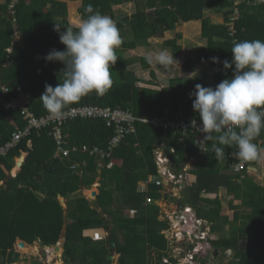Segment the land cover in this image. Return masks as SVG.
<instances>
[{"label":"trees","instance_id":"trees-1","mask_svg":"<svg viewBox=\"0 0 264 264\" xmlns=\"http://www.w3.org/2000/svg\"><path fill=\"white\" fill-rule=\"evenodd\" d=\"M5 0L0 2V145L9 140L13 131L25 126L26 120L18 109H6L13 90L22 85L31 94L28 107L37 116L47 114L39 100L45 84L55 87L61 82L60 62H46L51 50L63 51L54 24L76 28L88 4L94 11L112 18L117 25L122 44L111 66L113 84L104 95L91 93L71 106L100 105L129 108L140 118L152 119L164 111L171 116L182 114L186 119L197 118L190 93L196 84L215 87L223 79L231 78L233 69H223L222 62L231 60L234 42L260 39L264 41V0ZM133 2L132 14L115 16L114 5ZM10 6V9L9 7ZM212 7L222 12L223 22L213 23L204 18L203 11ZM238 18L228 23L234 10ZM9 11L12 14L9 15ZM201 19L204 46L193 49V56L182 62V71L191 76H171L167 86H161L150 70V79L138 78L127 70L134 63L143 69L150 64L142 56H126L127 50L147 46L152 37H163L174 31L177 24ZM22 37V45L13 42L14 32ZM61 32L64 28L61 27ZM180 32L165 39L163 46L176 58L182 52L178 40ZM218 59V63L213 62ZM7 63V64H6ZM196 65L217 68L213 86L207 84V73H195ZM234 68V66H233ZM3 86L9 87L4 93ZM114 129L102 119L75 118L63 126L65 146L78 147L68 156L56 155V142L51 125L32 130L21 138L5 156L0 158V264L20 260L16 241L27 244L38 241L42 246L55 245L64 237L63 264H106L110 253L108 239L85 235L88 229L109 230L115 237L118 264H164L161 257L168 241L162 230L169 225L161 220L160 184L149 183L140 193L138 185L156 173L153 150L161 137L175 149L178 161L194 158L187 171L186 195L183 199L195 210V215L211 223L213 239L210 246L222 251L232 249L234 258L228 264H264V185L247 173L246 166H256L259 159L244 162L245 168L234 172L238 159L233 148L225 149V159L216 160L209 150L201 151L198 141L204 133L199 129L161 130L150 123L137 122L136 132L127 135L107 160L110 168L98 172V158L82 151L83 146L105 148ZM264 149V129L253 141ZM210 149L211 142L207 145ZM261 157V154H260ZM17 161L20 165H17ZM75 165V168L71 166ZM13 167L16 172L12 174ZM98 181L95 199L87 194L70 196L89 188ZM221 188L230 196L235 210L230 219L222 213ZM64 197L65 209L57 197ZM93 199V200H92ZM136 201H135V200ZM146 199L149 201L147 202ZM140 202V203H135ZM142 202V203H141ZM233 202L239 205L233 206ZM137 209L134 216L131 208ZM106 224L109 229H106ZM63 234V235H62ZM255 240L249 247H241L240 240ZM23 247H28L24 245ZM48 257V256H47Z\"/></svg>","mask_w":264,"mask_h":264},{"label":"clouds","instance_id":"clouds-1","mask_svg":"<svg viewBox=\"0 0 264 264\" xmlns=\"http://www.w3.org/2000/svg\"><path fill=\"white\" fill-rule=\"evenodd\" d=\"M85 12L90 15L82 18L75 29L54 24L53 30L58 33L59 42L65 49H53L44 57L46 62L63 64L59 72L61 82L55 87L45 84L39 98L53 118L63 115L65 109L84 96L91 93L104 95L113 84L110 69L118 58L116 49L122 44L116 22L98 10L94 11L91 4L85 7ZM231 53V60L222 62L224 70L233 69L231 78L223 79L214 88L196 84L189 94L190 98L194 97L192 108L198 113L200 125L197 126L195 120L191 123L192 127L204 133L203 139L197 142L198 146L203 145L199 146L201 151L206 153L210 150L216 160L225 159L226 148H234L232 156L243 162L255 161L264 152L253 142L264 129V41L234 42ZM145 59L147 63L155 62L166 70L174 61L177 62L173 54L169 55L164 50L148 54ZM213 62L219 61L213 58ZM209 142L210 149L207 147ZM250 167L255 166H246L247 173ZM18 248L21 247L17 245Z\"/></svg>","mask_w":264,"mask_h":264},{"label":"built area","instance_id":"built-area-1","mask_svg":"<svg viewBox=\"0 0 264 264\" xmlns=\"http://www.w3.org/2000/svg\"><path fill=\"white\" fill-rule=\"evenodd\" d=\"M238 3L239 0H236L235 5ZM237 16L238 10L235 9L228 23L231 31H233V20L237 19ZM2 90L4 93L10 91L7 86L2 87ZM13 92L15 93L9 97L6 108L8 110L18 109L20 115L26 120V124L21 128H17L12 133L11 138L0 145V158L5 156L21 138L30 134L32 130H40L50 125L57 146L56 155L68 156L71 152H77L79 149L75 145L65 146L67 136L63 131L64 124L75 118H94L102 119L108 126L112 127L114 129L113 135L105 148L96 145L93 147L83 146L82 151L97 156L98 167L100 165L110 168L113 166V162L107 160L111 157L113 150L127 135L136 132V123L139 121L150 123L154 128L164 131L180 130L186 132L187 130L197 129L195 126L192 127L191 122L193 120L197 122V126L200 125L199 119H186L181 113L171 116L170 113L164 111L161 116L146 119L135 116L129 108H111L93 104L70 106L64 110L63 115L56 118L50 116L49 113L37 116L28 107V102L31 99L30 92L25 91L22 85H18ZM174 153L175 149L173 147L167 148L164 141L159 142L153 150L156 173L149 175L144 182V190L148 189L149 183L162 186V198L155 200L153 203L156 204L161 199L165 201L163 204L165 206L166 203L175 202L170 210L172 211L171 214L167 216L168 219L162 217L169 226L162 230L168 244L161 261L164 264H228L234 258L233 251L231 249L217 250L214 246H210L209 241L213 239L211 223L198 218L195 215V210L183 201L186 195L187 171L194 158L178 161ZM71 167L75 168V165ZM244 167V162L239 160L234 166V171L240 172ZM92 186L98 187L99 184L95 182ZM146 201L149 202L147 199ZM136 212L135 208L130 210L131 215H135ZM45 250L48 249L45 248Z\"/></svg>","mask_w":264,"mask_h":264},{"label":"rangeland","instance_id":"rangeland-1","mask_svg":"<svg viewBox=\"0 0 264 264\" xmlns=\"http://www.w3.org/2000/svg\"><path fill=\"white\" fill-rule=\"evenodd\" d=\"M4 1L5 0H0L1 3ZM112 10L115 13V16L119 17V16H125V15L130 16L132 14V12L136 9H135L134 3H124V4H121L118 6H114ZM222 14H223L222 12H217L214 8L208 6V7H206V9L204 10L202 15L204 16V18L205 17L210 18L211 22H213V23H219V22L222 23L223 22ZM216 17H219V18L217 19ZM200 25H201V20H200L198 25H196V24H185L184 25V24L179 23L178 24L179 27L175 28L174 31H168L170 33L171 37H169L167 35L168 33L164 34L163 37H152L148 40L147 46H145V47L138 46L136 48V50L133 49V50L126 51L124 53L127 56H133V55H135V56H138V55L146 56L148 54H155L161 50H164V51H167V53L169 55H172L171 51L169 49H166L163 46V41L165 39H169V38L174 37L175 33L180 32L182 35V38L178 40V43L182 47V52L179 56L174 58L177 62L174 61L169 69L166 70L163 67L158 66L155 62H153L152 64H150V68L147 70L143 69L142 66L140 65V63L136 64L137 68H136V65L133 64L134 66H131V65L129 66V67H133V68L128 69V67H127V70L130 71L131 73H133L134 75H135V73H137V75L139 77H144L146 79L150 77V70H153L155 72V74L158 73V74H156V80H157L158 84L161 86H167L168 85V78H170L171 76H181V77L186 76L187 74L185 72H183L181 69L182 68V62L180 61V59H182V61H183L186 58L192 57L193 56L192 52H193L194 47L204 46L206 44V38H203L201 36V32L199 31ZM185 33H186V36L184 35ZM15 42H17V44L19 46L22 45L21 35L16 33ZM140 50L145 51V52H143L144 54H142V52H140ZM202 69H204V70H202ZM208 69L209 68L206 66H200L199 69L196 70V67H195V73H207ZM210 71H212V69H210ZM157 75H159L158 76L159 78L157 77ZM208 81H210V78ZM207 84L209 85V82H207ZM98 168H99L98 169V172H99V170L102 169L103 166L99 165ZM248 173L251 176H253V178L255 179L256 182H258L261 185H264V152L261 153V157H260L258 165H256L255 167H250ZM144 182L145 181H142L141 183H139L138 191L140 193L146 192L148 190V189L144 190L145 189V186L143 184ZM83 193L87 194L90 197H92L93 199H95L94 197L96 195V190L94 189V187L92 185L89 188L83 189V192L74 193L70 197L75 198V197H78L79 195H81ZM162 196H163V194H162ZM162 196H161V198H162ZM219 196L221 197V200H222V206H221L222 213L225 215H228L229 218L231 219L232 213L235 210V208L234 207L232 208V206H230V204H229L230 196H228L226 194V190L224 188L220 189ZM159 199H157V200H159ZM64 203H65V206H63V207L65 208L66 202L64 201ZM135 203H140V202H135ZM164 203H165V201H163V199H161L160 201H157V203H156V205L160 206V210H161L160 214L161 215H159V218L161 220H163L162 217L167 218V216H169L171 214L172 211H170V210L173 208L172 205L175 204V202H171L170 204L166 203V206H165V205H163ZM232 205L233 206L239 205V202H233ZM134 208L135 209L136 208L141 209L142 206L139 205L138 207H134ZM164 212H165V214H164ZM88 233H89V235H91L95 239H98V238L104 239L108 235V232H106L102 228L99 229V232H96V230H91V231H88ZM63 242H64V237L61 236V238L59 239V241L57 243L60 246V248L56 252L54 251L53 247L47 248L48 250L46 251L45 249L44 250L40 249L39 245L37 246V244H34V243L28 247H21L20 249L18 248L20 255H21L20 260H19V262L13 263V264H43V262L45 264L48 261H50V262L51 261H60L61 255L63 252ZM46 253H48L50 255H48V257H47ZM39 259H41V261H39ZM46 264H48V263H46Z\"/></svg>","mask_w":264,"mask_h":264},{"label":"crops","instance_id":"crops-1","mask_svg":"<svg viewBox=\"0 0 264 264\" xmlns=\"http://www.w3.org/2000/svg\"><path fill=\"white\" fill-rule=\"evenodd\" d=\"M114 6H118V5H114ZM206 9V8H205ZM204 9V10H205ZM204 12V11H203ZM217 19L219 18V17H216ZM210 19V18H209ZM200 20L201 19H195V20H191V21H188V22H181V24H196V25H198L199 24V22H200ZM211 20V19H210ZM224 20V19H223ZM220 23V22H219ZM179 24V23H178ZM178 24H177V26H176V28L177 27H179L178 26ZM199 31L201 32V25H200V27H199ZM168 33V34H167ZM165 34H167L169 37H171V35H170V33L169 32H166ZM185 36H186V33L184 34ZM140 47H142V46H140ZM145 47V46H144ZM140 49V48H139ZM134 50H136V49H134ZM127 51H129V50H127ZM140 52H142V54H144L143 52H145V51H143V50H140ZM125 55V54H124ZM127 56V55H126ZM138 56H142V55H138ZM142 57H146V56H142ZM180 61L181 62H183L182 61V59H180ZM137 63H134V65H136ZM133 64H131V66H134ZM130 66V65H129ZM128 66V69H132L133 67H129ZM200 66H203V65H196V70H198L199 69V67ZM206 67H208V66H206ZM135 68V67H134ZM136 68H137V65H136ZM154 68V67H153ZM209 69L207 70V82H209V86H213V84H214V81H213V73L217 70V68H210V67H208ZM210 69H212V71H210ZM155 70V69H154ZM202 70H204V69H202ZM156 71V70H155ZM135 73V72H134ZM186 73V72H185ZM184 73V74H185ZM212 73V74H211ZM156 74H158V73H156ZM187 75L186 76H191L192 75V73H186ZM135 75L138 77V78H142V79H146V78H144V77H139L138 75H137V73H135ZM159 75H157V77H158ZM150 78V77H149ZM149 78H147V79H149ZM159 78V77H158ZM209 78H210V81H208L209 80ZM168 80H169V78H168ZM16 167H13V171L11 172L12 174H14L15 172H16ZM98 183V182H97ZM3 184V182L1 181L0 182V185H2ZM94 184V183H93ZM92 184V185H93ZM144 184V183H143ZM142 184V185H143ZM145 186V185H144ZM94 187V189L96 190V193H97V187L96 186H93ZM138 187H139V185H138ZM83 192V191H82ZM57 200H59V202H60V204L62 205V207L63 206H65V203H64V197H60V196H58L57 197ZM62 200V201H61ZM63 203V204H62ZM171 202H169V204H170ZM169 206V205H168ZM64 208V207H63ZM65 209V208H64ZM131 215V214H130ZM131 216H134V215H131ZM99 229L100 228H98L97 229V231L96 232H99ZM91 230H94V229H88V230H85L84 231V233H85V235H87V236H91V235H89V233H88V231H91ZM34 244H37V246L39 245V248L40 249H45V248H47V247H45V246H42L38 241H35V242H33ZM58 243V242H57ZM56 243V244H57ZM55 244V245H56ZM26 245L27 246H30V244H27L26 243ZM32 245V244H31ZM55 245H52L51 247H54ZM246 245V244H245ZM246 246H249V245H246ZM21 256V255H20ZM39 261H41V259H39ZM61 262H62V258H61V260H60ZM19 262V261H18ZM43 262V261H42ZM17 263V262H16ZM116 263L118 264V262L116 261ZM43 264H44V262H43ZM46 264V263H45Z\"/></svg>","mask_w":264,"mask_h":264},{"label":"water","instance_id":"water-1","mask_svg":"<svg viewBox=\"0 0 264 264\" xmlns=\"http://www.w3.org/2000/svg\"><path fill=\"white\" fill-rule=\"evenodd\" d=\"M160 139V138H159ZM170 145H168L169 147ZM17 165H20L19 162L17 161ZM106 229H109V225L106 224ZM107 239H108V247H109V251L110 253L107 255V260H106V264H116V254H115V249H116V240H115V237L114 235L109 232L108 235H107ZM17 245L19 247H23L24 245H26V243L23 241V240H18L17 241ZM54 248H57L58 249V246L56 245ZM244 248V247H243ZM48 264H63L61 261H48L47 262Z\"/></svg>","mask_w":264,"mask_h":264},{"label":"flooded vegetation","instance_id":"flooded-vegetation-1","mask_svg":"<svg viewBox=\"0 0 264 264\" xmlns=\"http://www.w3.org/2000/svg\"><path fill=\"white\" fill-rule=\"evenodd\" d=\"M253 241H255V240H253V239H250V238H248V239H246V240H240L239 241V244H240V246L241 247H244V246H246V245H249V244H251V243H253ZM246 244V245H245ZM55 251H57L56 249H55Z\"/></svg>","mask_w":264,"mask_h":264},{"label":"bare ground","instance_id":"bare-ground-1","mask_svg":"<svg viewBox=\"0 0 264 264\" xmlns=\"http://www.w3.org/2000/svg\"><path fill=\"white\" fill-rule=\"evenodd\" d=\"M145 70H147V69H145ZM159 138H160V139H159ZM159 138H158V140H159L158 143L161 142V141H164V142L166 143L167 148H170V146L168 147V145H170V144H168V143H167L165 140H163L161 137H159ZM158 143H157V144H158ZM157 144H156V145H157ZM156 145H155V146H156ZM171 147H172V146H171ZM186 157H187V159L185 158V160H188L189 158H188V155H187V154H186ZM57 246H58V249H59L60 246H59L58 244H57ZM53 248H54V247H53ZM55 249L58 250L57 248H54V251H55ZM55 252H56V251H55ZM58 262H59V261H58Z\"/></svg>","mask_w":264,"mask_h":264}]
</instances>
